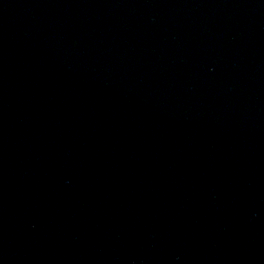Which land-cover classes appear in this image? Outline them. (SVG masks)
<instances>
[{
    "label": "water",
    "instance_id": "1",
    "mask_svg": "<svg viewBox=\"0 0 264 264\" xmlns=\"http://www.w3.org/2000/svg\"><path fill=\"white\" fill-rule=\"evenodd\" d=\"M0 264H264V0H0Z\"/></svg>",
    "mask_w": 264,
    "mask_h": 264
}]
</instances>
